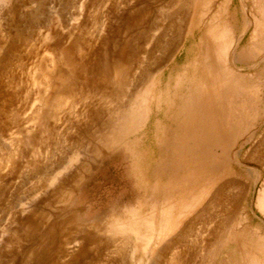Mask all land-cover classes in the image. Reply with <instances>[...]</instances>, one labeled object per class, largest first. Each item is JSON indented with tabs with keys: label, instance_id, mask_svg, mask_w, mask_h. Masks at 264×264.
Wrapping results in <instances>:
<instances>
[{
	"label": "rangeland",
	"instance_id": "374dc122",
	"mask_svg": "<svg viewBox=\"0 0 264 264\" xmlns=\"http://www.w3.org/2000/svg\"><path fill=\"white\" fill-rule=\"evenodd\" d=\"M0 264H264V0H0Z\"/></svg>",
	"mask_w": 264,
	"mask_h": 264
}]
</instances>
